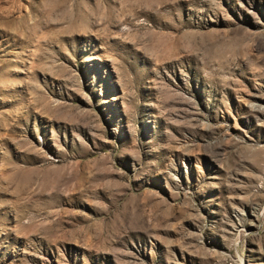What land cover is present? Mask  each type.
<instances>
[{"label": "rangeland", "instance_id": "obj_1", "mask_svg": "<svg viewBox=\"0 0 264 264\" xmlns=\"http://www.w3.org/2000/svg\"><path fill=\"white\" fill-rule=\"evenodd\" d=\"M0 264H264V0H0Z\"/></svg>", "mask_w": 264, "mask_h": 264}]
</instances>
